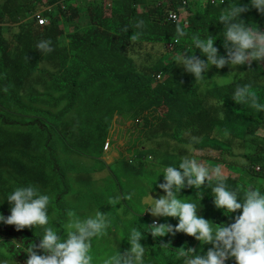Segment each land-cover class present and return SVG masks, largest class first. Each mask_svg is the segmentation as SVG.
<instances>
[{
    "label": "trees",
    "instance_id": "1",
    "mask_svg": "<svg viewBox=\"0 0 264 264\" xmlns=\"http://www.w3.org/2000/svg\"><path fill=\"white\" fill-rule=\"evenodd\" d=\"M54 1H0V213L6 211V197L16 187L32 185L44 194L56 192L62 176L57 154L62 151H58L59 141L53 135L64 136L67 129L72 128L96 135L97 126L109 128L115 119L127 125L117 124L115 128L121 129L126 136L124 139L128 140L118 149L123 166L112 169L116 184L121 174H134L124 161L142 138L155 146V150L141 146L134 151L136 159L154 156L165 168L178 167L180 157L189 156L210 168H241L250 180L264 181V138L255 134L264 130L263 111L257 113L248 105L235 103L231 97L237 85L249 84L257 93L259 103L264 104L262 62L253 61L252 69L246 65L236 66L240 73L236 81L227 86L211 87L204 81H196L191 73L175 63L176 59L171 58L169 62L161 59L163 45L176 39L177 26L186 35L173 44L176 57L193 52L206 59L199 49H195L193 35L202 39L212 35L214 46L223 48V24L217 18L223 9L234 3L249 4V11L242 13L241 18L264 28V15L250 6V0H224L223 4L209 3V0H170L173 10L184 1L183 16L174 24L163 21L165 8L162 4L159 11L158 0L123 1V11L111 8L109 17L104 16L103 8L98 4L90 13L91 26L84 32L70 31L62 42L58 41L63 33L62 25L70 24L75 9L70 8V15L69 12L64 14L66 18L62 25L57 22L59 14L55 11L43 12L49 17V23L42 27L31 21L35 11L41 10L46 2ZM131 4H140L146 10L137 13ZM97 20L103 26L102 30L93 22ZM139 20L144 21L143 29L134 26ZM9 25H13L16 32L7 41L1 31ZM125 26L128 27L126 33L122 31ZM137 31L142 33L140 38L130 41L129 37ZM44 39L52 41V52L40 53L35 49ZM158 72L162 79L154 82ZM38 84L42 85L40 91L35 89ZM220 111L224 112L223 120L215 118ZM225 128L230 133L227 138L223 137ZM90 141L96 143L97 139L91 136ZM239 157L241 163L237 162ZM255 167L259 172L254 171ZM225 175L229 190L236 191L242 199L247 187L231 174ZM111 180L114 182L112 177ZM212 186L215 181L208 187L202 186L201 190L185 188L188 190L182 195L196 203L198 209L202 207L198 215L203 218L215 224L234 222L230 217L239 214V210L230 214L216 209L212 202ZM259 189L264 193L262 187ZM200 191L203 193L201 199ZM110 220L109 231L112 227L117 229L120 225L117 219ZM165 222L175 225L178 220L166 217L162 223ZM53 224L51 222L50 226ZM60 224L61 218L57 230L61 235ZM215 224L212 225L214 228ZM145 225L148 221L134 220L128 224L129 229L134 227L143 233L140 243L146 248L144 264H182L176 258L178 248L192 247L202 254L201 250L207 251L211 247L184 233L154 239L144 232ZM7 226L14 228L12 236L21 240L20 249L14 254L10 247L0 260L22 264L17 258L35 241L24 234L26 228L17 231L14 226ZM125 228L127 231L118 239L116 249L102 247L105 258L129 247L123 239L128 234L127 225ZM29 234L42 238L43 231L34 229ZM161 242L169 243L171 247L161 248L158 246ZM92 257L96 258V255ZM233 262L234 259H229L225 264Z\"/></svg>",
    "mask_w": 264,
    "mask_h": 264
},
{
    "label": "clouds",
    "instance_id": "2",
    "mask_svg": "<svg viewBox=\"0 0 264 264\" xmlns=\"http://www.w3.org/2000/svg\"><path fill=\"white\" fill-rule=\"evenodd\" d=\"M66 1L71 2V0L46 2L41 10L34 12L31 16V21L42 27L49 23V17L44 15L43 12L50 13L55 11L59 14L57 22L62 25L64 18H66L64 14L69 12L70 15V8L75 10L78 8L77 4H65ZM82 1V5L89 9L86 23H82V27L87 30L92 24L90 13L94 10V5H101L104 16L109 17L111 8L123 11L121 10L122 2L125 1L127 3L132 0ZM209 3L223 4L224 0H209ZM156 4L159 11L162 10V4L164 5L165 15H163V21L174 24L180 16H183L181 8L184 1H181L180 6L176 10L172 9L170 0H167L166 3L164 0H158ZM131 6L137 13H143L146 10L140 4H131ZM250 6L255 8L261 15H264V0H250ZM203 7H206V4ZM72 11L76 15L75 11ZM247 11H249V4L238 5L234 3L223 9L219 14L217 20L223 24L222 34L224 38H222V43L224 49L222 47L218 49L214 46L215 38L212 35L205 39L200 38L199 35H193L192 41L195 49H199L206 59H201L200 56L193 54V52L190 54H185L184 52L176 57L173 54V44L179 43L180 37L186 35L184 30L177 26L176 39L163 45L164 53L161 59L165 62H169L171 58V60L176 59L175 63L178 66H182L185 72L191 73L196 81H204L211 87L217 85L215 79L209 76L211 72H225L229 67L237 69L236 66L241 65H246L248 69H252L253 61H256L257 64L262 62V66H264V28L244 21L241 18V14ZM74 15L70 16V24L68 26L62 25L64 29L59 37L61 40L58 38V41L62 42L72 30L86 31L73 29L71 21ZM39 20L42 22L40 23ZM93 22L98 26L99 30H102L103 26L99 25L98 20ZM134 26L137 29H143L145 26L144 21L139 20ZM11 28H14V26L9 25L1 31L4 40H11L12 36L8 35ZM80 29L83 28L80 27ZM103 31L106 32L105 29ZM122 31L126 33L128 27L125 26ZM141 34L139 31L133 33L129 37L130 41H137ZM51 45L52 41L50 39L40 40L36 44L35 49H38L40 53H50L53 51ZM161 79V73L155 74L154 82ZM38 85H35V89H37L36 86ZM227 85H230V83ZM39 86L42 87V85ZM231 97L235 103L248 105L256 110L257 113L263 111L261 117L264 119V104L259 103L257 93L251 90V85H237ZM221 104L222 102L219 107ZM215 118L223 120L224 112L220 111ZM117 124L127 126L121 120L115 119L114 122H111L109 128H105V125L103 129L97 126L98 133L96 135L90 134L85 130L72 128L67 129L64 136H59L58 151H62V153L57 154V156L59 160L58 167L61 169L60 174L62 176H60L58 181V189H56V192H52L55 193V196L50 197L48 194L41 193L39 188L32 185L16 187L6 197V211L0 213V223L5 224H0V229H4L11 235L9 238L2 239L0 246L6 245L9 249L10 246L7 245L9 241L17 246L18 250L20 249L21 240L19 237H13L14 228L7 226L12 225L17 231L26 228L24 234L35 241L23 250L27 255L24 264H92L93 257L90 255V250L93 239L101 238L104 235H107V238L104 239L113 241L114 249L118 247V239L121 235L117 237L118 227L117 229L114 228V230L112 227L109 231L111 220L105 212H101L98 209L94 216L90 215L81 219L72 211L73 207H65L63 201H57L59 196H62L65 201L71 196H76V192L73 190L75 181L72 182L71 178L75 177V173H79L84 169L82 166L85 167L91 164V167H93L95 163H98V166L102 169L103 178L108 174L111 176V171L114 167L123 166V162L119 158L118 149L126 145L128 140L124 139L126 136H123L121 129L115 128ZM261 132L263 135L259 136L258 133ZM255 134L259 138H264V130H258ZM229 135V130L227 128L223 129V137L227 138ZM91 136L97 139L96 143L90 141ZM157 141L160 140L158 139ZM143 142L148 143L142 138L134 151L139 150L141 146L155 150V146H151V143L143 145ZM99 149L100 151L97 152ZM134 151L127 155L124 161L127 166H130L134 174L130 176L121 174L118 178V184H116L113 175L111 176L118 187L121 181L126 183L124 193L127 197H122L121 195L113 196L109 199V204L116 206L124 198L134 199V195L135 198L142 200L139 204L145 206L143 213L147 212L151 217L147 215L133 217L128 220V224L134 220L142 219L143 221L140 220L142 223L148 221L144 232L150 233L154 239L164 237L166 234L175 236L177 233H184L194 237L202 245H211L203 254L192 247L178 248L176 258L181 260L182 264H225L229 259H234L233 264H264V193L259 189L260 187L264 189V181L257 180V187L252 183L254 180H250L249 176L241 171V168L232 170L225 169L223 166L210 168L189 156L180 157L178 167L168 166L164 168L160 166L158 159H155L154 156L149 155L150 157L136 159L135 153L137 151ZM238 154L240 153L238 152ZM79 158L83 159L78 160ZM148 164H151L153 168H159V171L150 170ZM95 167L98 172L97 166ZM254 171L259 172V168L255 167ZM155 172L160 175L158 179L160 183L156 182L157 176L153 178L152 174ZM223 172L225 174L229 172L237 180L241 177L243 178V176L247 177L245 185L247 189L244 190L242 199L238 198L236 191L229 190L226 184L228 177ZM141 178H145V182L152 191H157L162 195L158 198H153L148 194L149 199L143 202L146 198V193H144L145 190L142 188V184L138 182V180H142ZM212 181H215V186L210 188L213 194V205L216 209H222L223 212L230 214H235L239 210V214L230 217L234 222L215 224L211 220L198 215V210L202 207L198 209L196 203L180 199V192L183 193V191L188 190L185 188L201 190L202 186L208 187ZM97 182L95 181L94 184ZM160 189L163 191L160 192ZM202 195L203 193L200 191V199ZM131 211L126 209L124 212L121 211L120 214L117 213L118 224L123 221L122 218H130L132 213H134ZM67 216L68 222L63 229L62 224ZM161 217L176 218L178 222L175 225L167 222L162 223ZM60 218L61 235L64 231V238L57 231ZM51 222L54 223L52 226H50ZM213 224L216 225L215 228L212 226ZM53 228H56V230ZM34 229L43 231L42 238L29 234ZM142 238L143 233L141 230H137L134 227L128 229V234L123 239L127 241L129 247L123 252L119 250L108 255L103 259L102 264H144L146 248L140 243ZM23 242L25 243V241ZM158 246L166 249L171 247L169 243L165 242H161ZM38 252L41 254H38ZM5 254L6 252L0 255L4 256ZM4 264H7V261H4Z\"/></svg>",
    "mask_w": 264,
    "mask_h": 264
},
{
    "label": "rangeland",
    "instance_id": "3",
    "mask_svg": "<svg viewBox=\"0 0 264 264\" xmlns=\"http://www.w3.org/2000/svg\"><path fill=\"white\" fill-rule=\"evenodd\" d=\"M82 2H83L82 0H71V2L66 1L65 4H70V5L77 4L76 6H78V8L75 10L76 15H74V17L72 18L71 26L73 27V29H79L81 31L82 30L84 31V30H86V28L82 27V23H86V18H87L89 9H87L86 6H83ZM135 9H139V8H135ZM80 27L83 29H80ZM13 32H16L15 27L9 29L8 35L13 36L12 35ZM59 40H61V38H59ZM232 72H234V73H232ZM239 75H240V73L238 74L237 69L233 68V67H229L228 70H226L225 72H214V73L211 72V73H209V76L212 79L213 78L215 79V82L217 85H227L229 83H232L238 79ZM36 88L38 90H41V87L39 85L36 86ZM258 135L262 136L263 133L262 132L258 133ZM53 138L56 140H59L58 134L53 135ZM145 144L147 145L148 143L143 142V145H145ZM242 150L244 151L245 149H242ZM238 152L241 153V151H239V150H238ZM83 158H85V157H83ZM83 158H79L78 160L83 159ZM238 161H239V163L242 162V160H240V159H238L237 162ZM95 166H97L98 172L95 170V168H96ZM82 167L84 169L79 173H75V175H74L75 177L71 178L72 182L75 181V185L73 187V190L76 192V196H71V198H67L66 201L62 196H59V200H57V201H63V204L65 207H73L74 209L72 211L75 212L81 219H84L90 215L94 216L95 212L98 209L101 212H105L106 215L109 217V219H111V218L115 219L117 213L120 214L121 211L124 212L126 209L132 210L134 213H132L130 218H128V217L122 218L123 221L119 222L120 225H118L117 237H120V235L126 233L127 229L125 228V226L127 225V228H128V223H129L128 220H130L131 218L143 217L145 215L151 217V215L148 214L147 212L143 213L145 206H142L141 204H139V202H141L142 200L135 198L134 195H133L134 199L124 198V200H121L118 203V205L111 206L109 204V199L111 197L116 196V195H121L122 197H127V195L124 193L126 183L121 181L119 184V187H118L116 184H113L114 182H112L110 174H108L107 176H105L103 178L102 169L98 166V163H95V165L93 167H91V164L88 166H85V167L82 166ZM148 168L150 170L159 171V168H153V166L151 164H148ZM233 175L237 176L236 174H233ZM96 176H98V177H96ZM156 176H157L156 182H158V179L160 176L159 173L155 172V175H153V178H155ZM144 177H146V176H144ZM141 179L142 180H138V182L142 184V188L145 190L144 193H146V198L143 202H146L149 199L148 194L150 196H152L153 198H158L160 195H162V194L158 193L157 191H152L150 186L145 182V178H141ZM239 180L242 183H245L244 185H246V183H247V181H246L247 177L246 176H243V178L242 177L239 178ZM95 181H98V182L94 184ZM252 183L258 187V185H257L258 181L257 180L252 181ZM113 185L115 186V188L113 187ZM139 188H140V185H139ZM159 191L162 192L163 190L160 189ZM50 196L51 197L55 196V193H51ZM180 199L186 200L187 196H183L182 192H180ZM161 219L165 220V217H161ZM140 220L143 221L142 219H140ZM67 222H68V216L62 224L63 229L65 228V225L67 224ZM53 229L56 230V228H53ZM113 230H114V227H113ZM10 236L11 235L9 233H7V231H5L4 229H0V243L2 242V239L9 238ZM61 237L62 238L65 237L64 231H63ZM104 238H107V235H104L101 238H94L93 239L92 248L90 250V255H96V258L93 259L92 264H102V261L105 258L104 257L105 253L102 251V247L107 246L109 248H114L113 241L109 240V239H104ZM7 245L12 248V251H11L12 253L15 254V253L19 252L18 247L13 245L9 241L7 242ZM7 249H8V247L6 245H3V247L0 246V254H4L7 251ZM201 252H206V251L201 250ZM24 254L25 253H22V254L20 253V255L22 257L20 256L19 258H17L18 261L22 262V264H24V261L27 258V255L23 256ZM0 257H1V255H0ZM4 261H7V264H18L16 262H14L13 260H6V259L0 260V264H4Z\"/></svg>",
    "mask_w": 264,
    "mask_h": 264
},
{
    "label": "built area",
    "instance_id": "4",
    "mask_svg": "<svg viewBox=\"0 0 264 264\" xmlns=\"http://www.w3.org/2000/svg\"><path fill=\"white\" fill-rule=\"evenodd\" d=\"M39 22L41 23L42 21H41V20H39Z\"/></svg>",
    "mask_w": 264,
    "mask_h": 264
}]
</instances>
